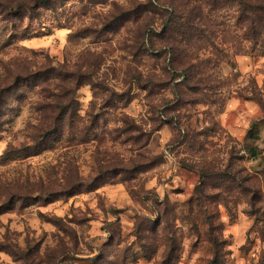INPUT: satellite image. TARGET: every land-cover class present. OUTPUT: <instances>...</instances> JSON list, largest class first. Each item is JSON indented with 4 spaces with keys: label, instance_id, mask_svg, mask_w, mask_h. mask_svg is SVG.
<instances>
[{
    "label": "rangeland",
    "instance_id": "rangeland-1",
    "mask_svg": "<svg viewBox=\"0 0 264 264\" xmlns=\"http://www.w3.org/2000/svg\"><path fill=\"white\" fill-rule=\"evenodd\" d=\"M241 4L0 0V264H264Z\"/></svg>",
    "mask_w": 264,
    "mask_h": 264
},
{
    "label": "trees",
    "instance_id": "trees-1",
    "mask_svg": "<svg viewBox=\"0 0 264 264\" xmlns=\"http://www.w3.org/2000/svg\"><path fill=\"white\" fill-rule=\"evenodd\" d=\"M241 6V11H242V16L240 20H248L252 25L257 24V25H263L264 23V5H259V6H254V7H245L243 4ZM249 13L250 16L247 17L244 14ZM247 17V18H246Z\"/></svg>",
    "mask_w": 264,
    "mask_h": 264
}]
</instances>
